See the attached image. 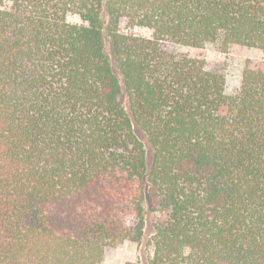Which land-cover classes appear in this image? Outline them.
Returning <instances> with one entry per match:
<instances>
[{"label": "trees", "instance_id": "16d2710c", "mask_svg": "<svg viewBox=\"0 0 264 264\" xmlns=\"http://www.w3.org/2000/svg\"><path fill=\"white\" fill-rule=\"evenodd\" d=\"M162 40L264 49V0H0V264H105L148 197L150 264H264V61Z\"/></svg>", "mask_w": 264, "mask_h": 264}, {"label": "rangeland", "instance_id": "374dc122", "mask_svg": "<svg viewBox=\"0 0 264 264\" xmlns=\"http://www.w3.org/2000/svg\"><path fill=\"white\" fill-rule=\"evenodd\" d=\"M104 17L108 20L105 12ZM68 19L74 23H81L79 15L71 13ZM121 29L126 33H133L141 37L153 38L152 29L146 26H132L126 19L120 21ZM106 50L109 52L108 35L105 31ZM160 46L176 57L187 56L192 59L203 61L205 68L210 71L220 72L225 75L226 92L233 94L242 82V72L248 59L264 61V49L249 47L245 45H231L226 49L220 48L218 44L207 43L202 47L185 46L170 40L160 41ZM129 110V102L125 89L121 96ZM136 133L144 142L147 149L149 164L153 154L152 147L148 142L146 134L136 125ZM158 221L157 214L151 210V199L146 201V228L144 238L140 241H125L118 247L109 249L105 256V264H150L153 248L149 243L155 233V223Z\"/></svg>", "mask_w": 264, "mask_h": 264}]
</instances>
